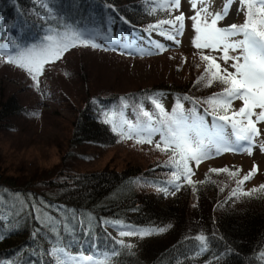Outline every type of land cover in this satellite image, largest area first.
<instances>
[{
    "label": "trees",
    "instance_id": "16d2710c",
    "mask_svg": "<svg viewBox=\"0 0 264 264\" xmlns=\"http://www.w3.org/2000/svg\"><path fill=\"white\" fill-rule=\"evenodd\" d=\"M51 3L57 19L48 18L40 0H0V44L13 39L34 41L49 26L64 21L100 31L104 38H98L97 43L102 47L71 48L61 60L46 65V72L63 67L68 55L82 56L84 52L105 55L117 52L121 58L131 61H155L164 57L176 71L187 67V56L172 59L170 52L175 49L155 47L159 39L167 37L159 30H147L148 26L169 17L166 11L160 10L149 14L154 6L151 0H51ZM175 13L173 10L172 15ZM243 22L244 13L239 24ZM111 24L115 28L107 33ZM113 38L131 42L134 48L140 44L151 45L154 48L150 49L155 51L142 48L124 53L114 51L108 45ZM189 52L195 63L184 70L187 75L181 72L177 83L122 91L107 86L117 79L120 85L124 84L126 79L122 80L120 74L100 78L101 74L96 72V77H91L92 74L81 71L79 79L86 92L72 124L68 149L60 158L62 167L53 177L38 182L22 181L18 170L9 171L0 158V264H57L58 256L52 254L53 249H63L68 256H92L94 260L107 257L110 264H264L260 258L264 252V191L251 196H232L240 173L231 178L226 173H212L202 168L198 176H192L198 182L195 191L186 182L179 191L174 187L167 192L158 191L170 179V167L166 165L168 155L154 146L157 140L149 148L143 166L125 164L117 170L107 163L94 172H70L63 168L64 160L82 146L110 149L126 141L144 145L135 140H121L102 122L105 111L117 110L123 118L136 121L143 109L158 119L159 110L153 99H158L168 113L179 100L186 112L196 109L211 123L212 118L204 111L207 105L202 101L220 92L222 86L204 87L195 83L204 64L197 49ZM85 67L92 69L89 65ZM1 69L19 71L30 91L38 95L40 90L37 91L25 71L0 60ZM100 82L106 84L97 89L95 85ZM186 96L191 99H184ZM121 98L127 107H122ZM236 102L234 109L242 106ZM33 108L34 105L26 106L14 94L0 95V133L17 129L26 122ZM225 167L230 171L239 169L230 162L218 169ZM54 206L64 208L66 216L55 212ZM108 221H119L134 229L165 227L167 231L155 234L158 236L153 238L155 242L129 249L119 243ZM199 235L207 238L204 249L195 239ZM150 237H144L143 241Z\"/></svg>",
    "mask_w": 264,
    "mask_h": 264
},
{
    "label": "snow or ice",
    "instance_id": "6c2138e0",
    "mask_svg": "<svg viewBox=\"0 0 264 264\" xmlns=\"http://www.w3.org/2000/svg\"><path fill=\"white\" fill-rule=\"evenodd\" d=\"M234 2L235 0H226L221 10L213 12L210 10L211 0H199V4L198 0H190L194 11V15L190 17L195 33L192 43L204 64L203 72L195 83L204 87H211L213 84L222 86L220 92L202 101L207 105L204 111L212 118L211 123L196 109L186 112L179 100L175 109L168 113L158 99H153L152 103L159 110L158 119H153V114L143 109L136 121L123 118L117 110L102 113V122L121 140L153 144V138L159 136L154 146L168 155L166 165L170 167V179L167 183L176 191L180 190L184 182L191 185L193 191L196 190L198 182L192 179L194 175L192 162L199 165L213 154L219 155L224 152L245 151L252 155L256 138L261 135L257 125L264 122V0H238L241 6L238 11L244 13V22L219 26V22L228 15ZM40 3L47 11L48 18H58L53 14L55 6L51 0H40ZM151 3L154 6L149 14L157 10L166 11L169 18L150 24L147 30H159L167 39L179 43L177 37L183 34L185 16L183 13L173 16L172 12L180 8L181 0H151ZM165 25L169 27L165 29ZM110 32L109 28L107 33ZM98 38H104L98 30H88L78 24L61 21L56 26H49L43 35L37 36L34 41L13 39L0 44V60L25 71L39 91L40 77L44 74L46 65L61 60L71 48L78 46L101 48L102 44L97 43ZM155 47L159 49L162 45L157 43ZM204 50H207V53ZM219 61L223 62V67ZM184 99L191 98L186 96ZM237 100L242 102V106L234 109L233 103ZM121 101L122 107H127L125 99L121 98ZM33 115L38 116L39 113ZM260 148L264 151V144H260ZM257 171L258 168L254 165L242 178L236 179L237 186L232 189V196L238 194L251 196L255 192L264 191V185L249 191L242 188ZM210 172L226 173L229 177L236 178L240 170L230 171L225 167L210 169ZM157 190L168 191L167 188ZM165 231H167L165 227L134 229L121 231L119 235L144 238ZM195 239L200 242L202 249L206 247L207 238L204 235H199ZM119 243L129 249L134 247L131 244L125 245L123 241ZM57 253L64 254V250L53 249L52 254ZM260 258L264 259V252L260 253ZM76 259L69 256L67 260L58 259L57 264H69ZM79 260L86 264H110L107 257L103 260H94L92 256H82Z\"/></svg>",
    "mask_w": 264,
    "mask_h": 264
},
{
    "label": "rangeland",
    "instance_id": "374dc122",
    "mask_svg": "<svg viewBox=\"0 0 264 264\" xmlns=\"http://www.w3.org/2000/svg\"><path fill=\"white\" fill-rule=\"evenodd\" d=\"M225 2L226 0H211L210 10L213 12L221 10ZM240 7L238 0H235L230 6L228 15L219 22V26L223 27L233 23L239 24L240 18L243 16V12L238 11ZM180 13L185 16V28L183 34L177 37L179 43L174 45V41L161 38L158 44L162 45L159 49H175L174 52H170L172 59L173 57L174 59H179L187 56V67H180L181 71H176L169 60L164 57V59L161 58L155 61L141 59L131 61L121 58L117 52L112 53L113 55L99 54L98 52H84L82 56L70 54L66 57L63 67H60L59 70L44 71V74L40 77V91L37 92L38 95H35L30 91L19 71L1 69L0 95L5 97L14 94L21 98L22 103L26 106L34 105V108L29 111V117L26 122L20 124L13 131L0 133V158L4 159V165L9 168V171L18 170L22 181L38 182L53 177L61 169L60 158L68 149L67 144L71 136L72 124L82 106V100L86 92L83 82L79 79L81 71H84L85 74H92L91 77H96V73L101 74L100 78L109 76L111 73L120 74L122 80L126 79L124 84L120 85L121 81L117 79L108 83L107 86L117 87L122 91L164 84L165 82H179L181 80V72L188 70L189 66L195 63L191 56L189 57V51L196 49L192 43L195 33L190 17L194 15V11L191 8L190 0H181V6L176 10L175 15ZM114 28L115 24H111L110 29ZM108 45L110 48L115 49L114 51H120L121 53L131 52L132 50L137 51L140 48L147 51H155L150 49L154 48L151 45L140 44L138 45L139 48H134L131 42L126 43L116 40L113 42V39L108 41ZM214 55L218 56L220 54L214 53ZM219 62L223 67V62ZM164 63V66L158 67ZM85 65L91 66L93 70L86 68ZM229 70L231 71V69ZM184 74L186 73L184 72ZM177 78H180V80ZM102 84L106 83L100 82L95 86L98 89V87L103 86ZM236 103L242 104L239 100ZM33 113H39V115L34 116ZM257 126L261 130V135L256 138L252 155H248L245 151L224 152L219 155L213 154L211 158L203 160L199 165L192 162L191 166L194 174L198 176L199 170L202 168L218 169L223 163L230 162V164L238 166L240 178H242L256 165L258 171L249 181L245 182L242 188L244 191H249L264 184V151L260 148V144H264V122ZM153 139L158 141L159 136ZM152 145L144 144L143 146H138L126 141L110 149L82 146L74 149L73 155L64 160L63 168L70 172H94L103 168L107 163L114 165L117 170L122 169L125 164L136 167L143 166L146 165V155ZM164 187L167 190L173 188L168 183ZM53 210L64 217L66 216L62 207L54 206ZM108 222L117 240L119 242L123 241L124 244L144 247V244L155 242L153 238L158 237L153 234L144 241V238L139 236L122 237L119 235L121 231L134 230V228L121 222ZM141 241L143 242L141 243ZM57 256L60 260H67L69 257L65 253H57ZM71 257H76L77 259L76 261H70L69 264H86V262L79 260L82 256L72 255Z\"/></svg>",
    "mask_w": 264,
    "mask_h": 264
}]
</instances>
